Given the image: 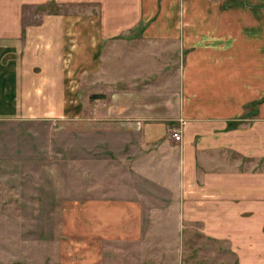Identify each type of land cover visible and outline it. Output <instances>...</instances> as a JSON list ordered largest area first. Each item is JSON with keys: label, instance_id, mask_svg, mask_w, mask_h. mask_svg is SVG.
<instances>
[{"label": "crops", "instance_id": "0c3cea01", "mask_svg": "<svg viewBox=\"0 0 264 264\" xmlns=\"http://www.w3.org/2000/svg\"><path fill=\"white\" fill-rule=\"evenodd\" d=\"M236 4L0 0V121L74 116L93 132L121 130V158L154 171L177 230L199 224L238 264H264V100L253 105L264 94V10ZM148 58L160 67L150 81ZM142 208L114 196L81 200L77 222L90 214L96 246L61 255L104 264L97 244L139 240Z\"/></svg>", "mask_w": 264, "mask_h": 264}, {"label": "rangeland", "instance_id": "374dc122", "mask_svg": "<svg viewBox=\"0 0 264 264\" xmlns=\"http://www.w3.org/2000/svg\"><path fill=\"white\" fill-rule=\"evenodd\" d=\"M240 1L251 10H264V0H229V5L236 8ZM259 20L264 23L263 14ZM143 24L131 36H138ZM163 61L170 71L174 58ZM155 62L148 58L149 81L160 71ZM163 82L166 90L176 84ZM117 83L122 86V80ZM262 100L264 94L253 105ZM71 118L0 121V264H60L61 258L76 264V255L66 257L62 251L97 243L91 238L95 226L90 214L77 222V203L109 196L140 200L141 238L97 244L108 251L104 264H238L228 245L203 235L199 224H183L179 231L167 219L174 213L161 202L169 196L154 171H132L121 158L126 137L121 130L104 124L93 132Z\"/></svg>", "mask_w": 264, "mask_h": 264}, {"label": "built area", "instance_id": "2783aa9c", "mask_svg": "<svg viewBox=\"0 0 264 264\" xmlns=\"http://www.w3.org/2000/svg\"><path fill=\"white\" fill-rule=\"evenodd\" d=\"M171 137L174 139V140H179L180 136H179V132L178 131H172L171 132Z\"/></svg>", "mask_w": 264, "mask_h": 264}, {"label": "trees", "instance_id": "16d2710c", "mask_svg": "<svg viewBox=\"0 0 264 264\" xmlns=\"http://www.w3.org/2000/svg\"><path fill=\"white\" fill-rule=\"evenodd\" d=\"M258 101H255L254 103H257Z\"/></svg>", "mask_w": 264, "mask_h": 264}]
</instances>
